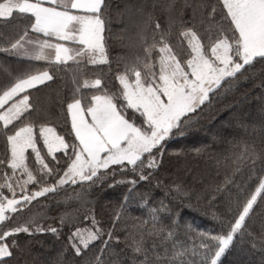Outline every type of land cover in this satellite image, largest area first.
<instances>
[{
    "label": "snow or ice",
    "instance_id": "6c2138e0",
    "mask_svg": "<svg viewBox=\"0 0 264 264\" xmlns=\"http://www.w3.org/2000/svg\"><path fill=\"white\" fill-rule=\"evenodd\" d=\"M185 9H191L187 18ZM137 11L130 20L129 53L113 58L109 0H0V264H11L22 250L17 234L59 236L64 227L69 229L65 251L79 257L103 240L102 253L119 240L115 224L137 199L147 219L139 222L133 251L146 253L145 237L151 238L156 264H221L237 235L242 241L247 235L256 247L247 220L258 197L264 198V144L229 142L233 174L251 165L249 181L257 183L227 209V219L213 214L218 227L181 224L183 209L192 207L185 204L191 197L181 184L157 180L155 187L163 189L158 200L137 189L151 183L169 139L183 135L247 67L264 62V0H185L179 10L171 0L163 24L151 12ZM10 58L28 65H13ZM60 73L70 87L53 115L34 93ZM105 185L127 187L106 232L89 207L91 192ZM68 188L72 192L61 200H74L80 208L58 217L41 211L19 219L33 202ZM81 208L90 226H75ZM57 219L55 225L45 223ZM180 230L184 241L177 239ZM260 245L264 248V227ZM60 256L54 264H65ZM95 264H103L100 255Z\"/></svg>",
    "mask_w": 264,
    "mask_h": 264
},
{
    "label": "trees",
    "instance_id": "16d2710c",
    "mask_svg": "<svg viewBox=\"0 0 264 264\" xmlns=\"http://www.w3.org/2000/svg\"><path fill=\"white\" fill-rule=\"evenodd\" d=\"M170 2L171 0H109L110 55L116 58L129 53V37L134 31L130 20L139 15L138 9L151 12L154 18H158L163 24L167 15L166 7ZM184 2L185 0H175L176 9L179 10ZM192 2L195 3L196 0ZM185 12L187 18L191 14V9H185ZM175 42L174 38L173 43ZM10 63L21 68L28 65V61L17 58H10ZM69 87L68 78L60 73L54 82H48L46 87H40L34 96L41 105L49 106L52 114L56 115L59 108L58 100L67 94ZM182 131L183 135H173L165 145L166 151L161 165L154 172L151 183L141 182L137 191L149 193L151 199L158 200L163 195V189L155 187L157 180L168 186L181 184L191 197L190 201L185 200V204L192 205L191 208L183 209L181 224L187 221L203 229L218 227L219 221L213 219V214L227 219L229 216L227 209L229 207L234 209V202L243 199L257 183L255 180L249 181L251 165H246L238 173L233 174L231 163L233 148L229 142L247 140L254 143L257 148L264 144V62L256 61L247 67L243 77L238 79L233 88L227 91L222 89L219 94L214 95L211 103L204 106L197 122ZM203 146L207 147L202 152L195 151ZM2 155L3 143L0 141V156ZM259 169L260 162L257 161V172ZM226 177L230 178V183H225ZM119 178L118 176L117 179ZM126 191L125 185H115L111 188L105 185L91 192L90 197L94 199V204L89 207L94 209L96 219L102 221L105 232L113 228L111 223L113 209L119 206ZM71 192L72 188H68L59 196H49L33 202L29 206L30 210L22 212L19 219L41 211L48 216L58 217L62 212H72L80 208L78 202L74 200L67 204L61 200ZM57 200L61 202L58 204ZM85 214L81 208L76 227L90 226V221L84 219ZM144 219H147V209L140 207L139 199L131 201L125 216L115 224L113 230V236H118L119 240H111L104 246L102 253L100 250L103 240L92 242L79 257L74 256L71 251H65L68 227H64L59 236L49 232L32 236L17 234L15 238L19 240L22 250L13 255L11 264H54L61 258V253L65 264H69V261L71 264H95L98 255L103 264H145V256L146 264H156L151 238L145 237L144 247L148 249L146 253L133 251L132 238L133 236L136 239L140 238L138 225ZM45 223L55 225L58 219L46 220ZM262 227L264 198L258 197L251 218L247 220V228L256 238V247H251V238L247 235L243 241L237 235L221 257V264H264V248L260 245ZM177 239L181 241L186 239L182 230L179 231ZM156 242L159 244L158 240ZM156 251L162 254V249L157 248Z\"/></svg>",
    "mask_w": 264,
    "mask_h": 264
}]
</instances>
